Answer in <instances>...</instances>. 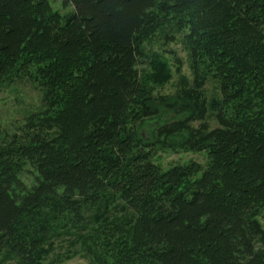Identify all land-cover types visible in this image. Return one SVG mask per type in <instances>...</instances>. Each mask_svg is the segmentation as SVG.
Here are the masks:
<instances>
[{"label": "trees", "instance_id": "trees-1", "mask_svg": "<svg viewBox=\"0 0 264 264\" xmlns=\"http://www.w3.org/2000/svg\"><path fill=\"white\" fill-rule=\"evenodd\" d=\"M62 4L66 18L50 0H0V83L27 73L46 103L32 140L0 129V264L63 262L65 238L67 259L91 264H264V0ZM169 19L189 31L196 80L220 84L219 127L191 129L195 105L159 119L149 83L166 62L139 63ZM180 145L206 164L154 162Z\"/></svg>", "mask_w": 264, "mask_h": 264}, {"label": "rangeland", "instance_id": "rangeland-1", "mask_svg": "<svg viewBox=\"0 0 264 264\" xmlns=\"http://www.w3.org/2000/svg\"><path fill=\"white\" fill-rule=\"evenodd\" d=\"M50 4L53 11H58L63 18L74 9L72 5L63 6L62 0H50ZM188 33L187 28H179L169 19L145 40L142 46L143 59L139 63V68L151 70L153 60L166 62L168 73L164 75L163 83H149L152 96L159 103L158 115H161L159 119L163 121V126L186 116L190 113L189 109L195 105L196 117L200 112H203V116L189 123L191 129H199L202 125L213 129L219 127L217 113L218 103L222 98L220 84L212 76L207 77L206 80L204 78L196 80L187 39ZM196 96H199V103L192 104L191 100H195ZM183 100L190 104L182 103ZM191 105L193 106L190 107ZM45 110V91L33 82L27 73L19 72L0 83V129L8 143L15 139L18 143L30 141L38 133H43L39 126V116ZM184 112L187 114L185 115ZM146 127L148 129V126ZM155 131L157 138L161 136L165 138L160 135L158 129ZM193 161L205 165L207 154L180 145L175 149L159 148L154 157V162L165 169ZM28 169L31 173L24 178L31 185L33 169L30 166ZM260 221L264 227V215L260 216ZM75 248L69 238L59 241L52 254L55 257L61 256L64 261L57 264H91L87 256L82 253L67 259L76 250Z\"/></svg>", "mask_w": 264, "mask_h": 264}]
</instances>
